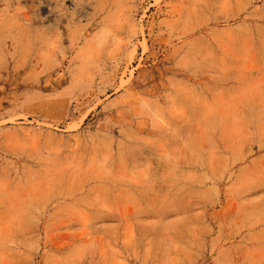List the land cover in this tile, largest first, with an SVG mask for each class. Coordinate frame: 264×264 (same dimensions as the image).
<instances>
[{
    "label": "rangeland",
    "instance_id": "obj_1",
    "mask_svg": "<svg viewBox=\"0 0 264 264\" xmlns=\"http://www.w3.org/2000/svg\"><path fill=\"white\" fill-rule=\"evenodd\" d=\"M0 264H264V0H0Z\"/></svg>",
    "mask_w": 264,
    "mask_h": 264
}]
</instances>
